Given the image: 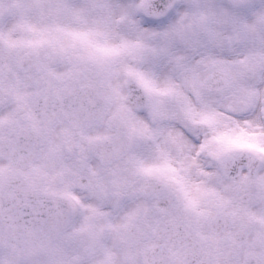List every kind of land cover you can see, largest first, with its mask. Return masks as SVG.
<instances>
[{
  "label": "snow or ice",
  "instance_id": "6c2138e0",
  "mask_svg": "<svg viewBox=\"0 0 264 264\" xmlns=\"http://www.w3.org/2000/svg\"><path fill=\"white\" fill-rule=\"evenodd\" d=\"M0 264H264V0H0Z\"/></svg>",
  "mask_w": 264,
  "mask_h": 264
}]
</instances>
